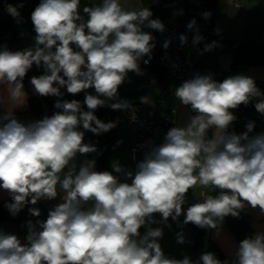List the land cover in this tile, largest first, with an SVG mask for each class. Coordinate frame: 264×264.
Listing matches in <instances>:
<instances>
[{"label":"clouds","instance_id":"obj_1","mask_svg":"<svg viewBox=\"0 0 264 264\" xmlns=\"http://www.w3.org/2000/svg\"><path fill=\"white\" fill-rule=\"evenodd\" d=\"M80 5L81 0H41L31 14L34 49L0 50V106L5 108L0 114V188L12 197L6 207L15 216L29 203L63 193V202L49 210L46 220L27 221V243L0 230V264H264V231L240 241L231 261L213 252L195 261L187 255L169 258L159 242L162 227L140 232L146 224L171 227L170 217L179 224L183 214L184 225L216 229L219 235L225 218L239 217L248 206L264 215V133L250 135L254 121L241 134L229 132L237 119L231 110L241 104L255 99L256 111L264 115V92L243 74L222 82L211 74H196L174 92L195 114L186 126L172 127L164 142L136 165L135 173L118 162L113 171H97L94 159L84 160L77 170L72 162L78 154L97 152L95 145L83 143L85 132L79 126L97 135L117 126L118 121L100 120L95 110L106 105L113 110L133 108L120 99L118 89L129 72L143 75L140 62L145 56V64L151 59L154 37L144 27L165 30L146 7L129 10L121 0H100L84 6L82 14ZM20 7L23 4L6 8L18 22ZM202 15L211 17L207 11ZM187 27L195 28L196 20ZM179 40L183 45L188 38L181 34ZM202 40L197 29L193 44ZM170 43L165 41L164 47ZM215 44H206L204 51ZM33 64L44 69V74L31 77L35 93L62 97L65 86L73 95L94 88L96 95L87 93L84 100L88 110L75 99L57 100L55 108L62 111L27 124L19 121L14 109L27 105L23 81ZM140 102L153 103L149 96ZM131 119L136 120L134 109ZM198 187L218 189L219 194L202 192V199L185 213L186 194ZM29 212L41 215L39 208ZM156 213L160 221L154 219ZM186 242L181 230L177 243Z\"/></svg>","mask_w":264,"mask_h":264},{"label":"crops","instance_id":"obj_2","mask_svg":"<svg viewBox=\"0 0 264 264\" xmlns=\"http://www.w3.org/2000/svg\"><path fill=\"white\" fill-rule=\"evenodd\" d=\"M98 3H100V0H81V13L83 14L84 6H91L92 4ZM121 3L129 10H131L132 8L143 7L141 0H121ZM236 5H239L240 7H237ZM207 7L208 12L211 13L210 20H212L215 30L213 37L210 39V41H208V44H211L213 42H216V44L210 51H204L205 45L207 44L206 29L204 27H197L195 29L194 36L196 35L197 29H201L202 32H200V35L203 36L202 43L200 42L199 44H191V51L193 53L194 60L195 52H199V67L197 70L195 60V74H211L213 76V79H219V82H222L224 79L230 76L243 74L252 77L255 81L264 82V64L259 63L254 65H239L237 68L232 67L236 48L240 46L264 44V29L260 27L262 22L259 20V22L255 21L254 18H252V16L258 13H264V0H231L230 3H228V0H210ZM84 15L87 16L86 14ZM199 16L200 14H196V17ZM243 17L246 23H252L251 26H253L254 24L257 25L255 28L253 27L252 30L247 28L244 32V36L243 34L238 35V32L236 31L237 24L239 23L238 21ZM218 34H222L223 37L219 38ZM251 36H255V38L252 40ZM29 44H31V42L26 40V42L22 46H27ZM17 45L19 46V42H17ZM2 49L3 48H0V50ZM61 75H63V73H61ZM126 79H129V77L127 76ZM153 83L154 85L162 86L164 93L167 91L164 96L170 94L169 101L167 102V105L165 107H160V101H157L158 105L155 106L159 109L160 112H165L168 108L175 107L177 124L181 127L186 126L187 122L192 116V113L189 106L182 105L179 99H177L174 95L176 88H178L179 86L170 78L169 73H166L165 78L162 82L158 83L153 79ZM65 89L66 86L64 88H61V91H64ZM24 90L28 93L29 98L30 94L25 85ZM89 93L96 95L95 91ZM63 97L64 96H62V98ZM101 107L102 109L110 108L107 105ZM4 110L5 108L3 106H0V114H2ZM59 111H62V109H60ZM48 112V107L44 105V113ZM14 115L19 121L25 124L35 121V118L29 112L28 102L25 107L14 109ZM125 123L127 122H124V124ZM121 125H123V123H118L115 127V138L111 141V146L113 149L109 151L107 155L109 171H113V163L118 162L126 170H130L135 173V171L132 170L131 165L122 160L124 157H129L132 162H134L130 153V126L128 124V131H125L123 129V126ZM257 130V134L264 133V125L259 124L257 126ZM209 131L212 135V130ZM167 132L168 131H162L160 133L159 139L161 143L164 142ZM241 133L243 132H239L238 134ZM117 141H122V143H119V147H116L115 145ZM112 142L114 143L112 144ZM95 157L97 159L99 171H101L98 158L97 156ZM113 174L117 176L119 175V173L115 172H113ZM127 182L130 183L131 180L127 179ZM202 192L208 195H216V191L211 192V190L207 188L198 187L194 191L190 189L186 194L187 203L183 205L185 213L189 206L196 203V200H198V198H201ZM62 195L63 193L60 192L58 196L53 200L42 199L37 202V207L41 211L39 220H45L48 216L49 210L54 208L55 205L63 202L61 199ZM8 197H11L8 192L3 188H0V202L7 199ZM90 206L91 205L89 204L87 207ZM154 219L156 221H160L162 217L159 213H156L154 214ZM183 220V214L179 217V224L176 221H173L170 217L168 223L171 225V227H168L167 225L161 223H153L152 228H163L164 235L159 242L162 246L163 251L169 258L183 259L184 256L187 255L195 261L197 260V252H194L189 244L192 235V223L184 225ZM0 230L6 233L17 235L22 243H27V226L19 227L13 222L4 221L0 222ZM181 230L183 231L185 239L187 241L183 244L177 243V233H179ZM209 231L214 242L224 253L225 260L227 259L231 261L234 258V253L240 241L253 236L257 231H264V215L260 214L259 208L253 209L251 206H248L246 207V210H243L241 212L239 217H232L231 215L227 216L222 224V231L219 235H217L216 229H209Z\"/></svg>","mask_w":264,"mask_h":264},{"label":"trees","instance_id":"obj_3","mask_svg":"<svg viewBox=\"0 0 264 264\" xmlns=\"http://www.w3.org/2000/svg\"><path fill=\"white\" fill-rule=\"evenodd\" d=\"M41 0H0V40L10 36L14 44H17V39L22 37L31 43H35L34 37L36 35L34 25L31 20V14L35 8L39 5ZM143 6L149 8L153 15L151 19H159L164 23L175 21L183 33L187 36L188 45L191 49L193 43L195 29L197 27H204L207 34L208 41L213 37L214 25L212 20L205 19L203 17L204 12H208V3L210 0H141ZM8 4L19 6L23 4V7L19 8L20 20L11 16L6 8ZM196 14H200L196 17ZM196 20V27L188 29L187 25L193 20ZM21 34V35H20ZM264 64V44L252 45V46H240L235 50V58L232 63L233 68H237L239 65H254ZM153 79L155 82H162L165 78L167 70L162 66H152ZM44 74L42 67H37L33 64V67L27 72L24 78V85L29 92L28 106L29 112L35 118V121L43 119L45 116H51L60 109L55 108L57 100H63L62 97L55 96H41L33 90L31 85L32 76H40ZM257 87L264 92V82L255 81ZM256 100L254 99L247 106L241 104L238 108L232 109L234 115L238 116L243 113L250 117V121L255 122V128L250 135L255 136L258 133L257 126L259 124L264 125V115L258 113L255 109ZM44 105L49 109L48 113H44ZM102 110L97 108L96 110ZM250 121L243 122L232 128L229 132H245L247 131L246 125ZM115 127L110 131L102 134H94L90 131L86 140V144H92L97 147V152L90 153L96 155L98 158L101 171H109L107 155L113 148L111 141L115 138ZM89 154V153H88ZM68 169L66 168L65 171ZM79 170V168H77ZM30 199V198H29ZM12 202V197L0 202V222L10 221L15 223L19 227L27 226V221L39 220V217L32 216L29 209L32 207L38 208L37 203L32 205L29 203L26 205L17 215L13 216L6 204ZM48 217V216H47ZM47 219V218H46ZM45 219V220H46ZM153 224H146L140 229L143 235L148 227H152ZM190 247L194 252H213L220 260H225V255L221 249L214 242L210 235L209 229L200 228L192 224V235L189 241Z\"/></svg>","mask_w":264,"mask_h":264},{"label":"built area","instance_id":"obj_4","mask_svg":"<svg viewBox=\"0 0 264 264\" xmlns=\"http://www.w3.org/2000/svg\"><path fill=\"white\" fill-rule=\"evenodd\" d=\"M165 30L160 32L148 27H144V31L149 32L154 37L155 47L151 53V59L149 63L145 64L143 60L149 59L145 56L140 62V67L144 66H162L167 72H169L170 78L180 86L184 81L195 77V60L188 43L181 44L179 36L183 34L181 29L175 23H166ZM219 38H222V34H218ZM165 41H170L169 47L165 48ZM13 47H17L14 44ZM129 101L133 108L127 110H113L111 108L95 110V115L103 122L118 121V123L127 122L130 126V153L134 162H140L145 158L147 152L153 147L162 144L159 136L162 131H169L172 127L179 126L176 122V108L170 107L165 112H160L156 106L150 104L141 103L140 100ZM82 107L87 111V105L84 104V99L79 100ZM190 111L191 107L189 105ZM135 111L136 120L131 119L132 111ZM175 109V113L173 112ZM192 115L193 113L191 111ZM237 119L232 123L229 131L243 122L249 121V116L245 113L236 115ZM117 123V124H118ZM79 130L85 132L83 143L89 136L90 131L83 129V126H79ZM209 137H211L209 131ZM219 194V190H216V195ZM187 196V195H186ZM202 198H198L199 201ZM246 210V208L244 209ZM203 253L197 256V260Z\"/></svg>","mask_w":264,"mask_h":264},{"label":"rangeland","instance_id":"obj_5","mask_svg":"<svg viewBox=\"0 0 264 264\" xmlns=\"http://www.w3.org/2000/svg\"><path fill=\"white\" fill-rule=\"evenodd\" d=\"M87 19V16H85ZM252 18H254L255 21H261L262 24L260 25V27H262V29H264V13L263 14H256L254 16H252ZM258 21V22H259ZM239 23L237 24V29L236 31L238 32V35L243 34L244 36V32L246 31V29H250L252 30L253 27L255 28L257 25H252V23H246V21L243 18H240ZM251 26V27H250ZM199 30V34L201 31V29ZM21 35V34H20ZM10 36H7L5 39L0 40V48H4L7 47L9 50L12 51H18L20 50L21 46L26 42V40L22 37H19L17 39V42H19V47L18 48H14V41L12 39H10ZM255 38V36H251V39L253 40ZM245 40V39H244ZM242 41V40H239ZM248 41V40H247ZM202 43V41H201ZM239 43V42H238ZM244 43H250V42H244ZM195 60H196V65H197V70L199 67V52H195ZM143 71V75H138L135 72H129L128 73V77L129 79H125V82L119 87L118 91H119V97L120 99L122 98H127L130 100H140L141 97L144 96H149V98L153 101V103H151L150 105L155 106L157 101H160V107L163 108L167 105V102L169 101V96L170 94L164 96V90L162 88V86L159 85H154L153 83V73H152V68L151 67H142L141 68ZM169 73V72H167ZM196 75V74H195ZM216 81H218L219 79H215ZM219 82V81H218ZM95 89L94 88H89L87 90H83L78 94H71L67 92V88L62 91L64 93V97L63 100H67V101H71L73 99L75 100H80V99H84L86 97V94L89 92H94ZM114 102V101H113ZM110 107V106H108ZM111 108V107H110ZM123 129L125 131H128V124L127 123H123ZM118 142V141H117ZM116 142V147H119V144ZM114 142H112L113 144ZM96 155L93 154H86V155H81L78 154L77 157L75 158V160L72 162L73 164L76 165V167H79L80 164L86 160V159H94L96 161V170L99 171V167H98V163H97V159L95 157ZM124 162H127L131 165L132 170L136 171V165L138 163H134L132 162V160L128 157H124L122 159ZM63 177V174H61ZM121 179L122 182H124L126 180V177L123 176L122 174L118 175Z\"/></svg>","mask_w":264,"mask_h":264},{"label":"water","instance_id":"obj_6","mask_svg":"<svg viewBox=\"0 0 264 264\" xmlns=\"http://www.w3.org/2000/svg\"><path fill=\"white\" fill-rule=\"evenodd\" d=\"M34 47H35V43H31V44H29V45H27V46H21V50H25V49H29V48H31V49H34ZM167 93V91L164 93V95ZM156 105H158V103L156 102Z\"/></svg>","mask_w":264,"mask_h":264},{"label":"bare ground","instance_id":"obj_7","mask_svg":"<svg viewBox=\"0 0 264 264\" xmlns=\"http://www.w3.org/2000/svg\"><path fill=\"white\" fill-rule=\"evenodd\" d=\"M143 7H145V6H143ZM147 8V7H146ZM166 23H175L178 27H179V25L175 22V21H171V22H166ZM166 23H164V24H166ZM180 28V27H179ZM181 29V28H180ZM182 31V30H181ZM183 32V31H182ZM184 34V33H183ZM188 43V42H187ZM19 46L17 45V47H15V48H18ZM21 50V49H20ZM249 119H250V117H249ZM251 120V119H250ZM249 120V121H250ZM201 253H205V252H202V251H200V252H197V255H196V259H197V256L199 255V254H201ZM202 263V262H201Z\"/></svg>","mask_w":264,"mask_h":264}]
</instances>
